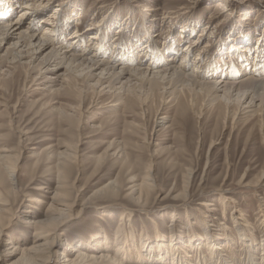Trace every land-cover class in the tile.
Segmentation results:
<instances>
[{"label":"rangeland","instance_id":"obj_1","mask_svg":"<svg viewBox=\"0 0 264 264\" xmlns=\"http://www.w3.org/2000/svg\"><path fill=\"white\" fill-rule=\"evenodd\" d=\"M33 2L0 0V22L17 19ZM33 23L38 33L52 30L63 51L113 61L115 73L121 67L161 68L170 58L178 66L186 55L185 69H194L202 82L264 79V0H52ZM77 31L79 42L72 39ZM90 36L98 37L93 42ZM15 42L0 48V157L18 168L12 195L0 171V202L11 209V226L0 236V264L17 260L18 246L32 245L34 231L23 219L46 225L54 216L47 205L57 151L75 155L61 176L65 198L81 210L59 226L56 253L46 264H59L67 244L97 252L104 247L119 264H264V183L253 186L264 169V99L245 112L236 101L225 107L208 95L192 99L188 91H163L153 83L132 82L121 93L100 91L99 70L89 76L64 67L48 83L50 76L39 69L43 55L12 60L8 52ZM148 167L156 189L135 202L126 177L139 181ZM113 180L117 193H97ZM205 203L213 206L200 205ZM208 221L217 234L218 224H226V235L221 232L215 241L209 231L205 238ZM241 222L249 225L251 249L240 242ZM194 239L203 242L196 245ZM211 250L218 255L212 257Z\"/></svg>","mask_w":264,"mask_h":264},{"label":"bare ground","instance_id":"obj_2","mask_svg":"<svg viewBox=\"0 0 264 264\" xmlns=\"http://www.w3.org/2000/svg\"><path fill=\"white\" fill-rule=\"evenodd\" d=\"M51 1L52 0H34L32 4L26 3L25 4L26 6L21 10V12H19L17 19L14 18L15 20H8L7 17H4L1 19V21L7 19L5 23L0 22V48H1L2 43H4L5 45L9 39L16 38L17 42L13 44L12 46L13 48H11L10 52H8L12 55V60L14 59L21 60L22 58H29V59L34 58V60H37V55L42 54L43 57L41 58L39 69L40 71L44 70V73L47 76L48 75L50 76L48 78V83H52L51 80L53 79H51V76L55 75V73L63 67L65 69L74 70L75 72H80V73L81 72L83 73V71L87 70L89 73V76L93 75L92 71L99 70L100 76L96 82V85H97L96 87L100 89V91L104 88H107L110 91L113 90V93L114 92L121 93L122 91L126 90V88H130L131 87L130 85L132 82H133V85H136L135 83H137L138 87H141L142 84L145 85L148 83L149 84L153 83V85L156 84L158 86H161L163 91L167 89L170 90L173 87L180 89V91H186V92L188 91L187 93L189 95L191 94L190 95L191 98H192V95L195 96L196 94L208 95L210 102L218 100V101L223 102L225 107H228L232 102L236 101L237 104L242 103V107H243L242 109H245L246 110L245 112L248 111L247 109L250 110L256 106L261 107L263 104L264 97H262L261 95L257 96L256 94L258 93L259 90H262L264 92V79H257L252 76H249L246 78H236V79L233 78L231 80H223V79L221 80V78H217L215 80L212 79L209 82H205V80L204 82H202L203 80H200L202 79V77L199 76L197 73H195L194 69L191 72H187V70L185 69L186 68V64H185L186 55L185 57L182 58V61L180 65L178 66L174 65L175 63L173 61L175 59L170 58L166 60L165 65L161 66V68L159 66L151 67L149 69L140 68V66L136 68L121 67L120 71L118 73H115V66L113 64L114 62L113 61L112 62L103 61L99 59L98 58L99 55H96L95 53H94L95 55L94 54L91 55V53L89 54L88 52L83 51V53L80 55H74L71 52L72 50L63 51L62 48L64 47L61 48L60 46H58V44L60 43L58 42L57 38L55 39L52 38L53 37L52 36L53 34L51 33L52 30L45 28L44 31L38 33L37 32L38 26L33 23V21L36 18L41 17V13L43 12V10H45L47 7L51 5ZM53 15H56V14L54 13ZM81 36L82 35L79 34L77 31L74 33L72 39H77L76 42H79ZM90 37H91L90 41L94 42V40H96L98 36L97 37L90 36ZM192 44L191 45L194 47L195 44L197 43L196 41H194V43ZM192 46L190 47L193 48ZM187 50L189 49L184 50V52H187ZM34 55L36 56L34 57ZM52 63H55L54 64L55 67L51 69L50 66H52L51 65ZM109 79H111L112 81L111 85L103 86V84H105L106 81ZM262 95H264V93H262ZM246 100L248 101L246 102ZM189 101L193 102V100H190V98H189ZM243 104L245 106H243ZM163 123H164V118L162 117L159 118L157 125L162 126ZM53 155H55L54 157H56L55 167L57 168L58 172L56 174L55 187L53 188V191L50 193L51 196L48 197V200L50 202L47 205L48 206L47 211L54 212V216L49 220V223H47L48 222L47 221L46 222L47 224L46 225L44 224L45 227L43 225V222L40 223L36 221L35 219H30V220L23 219L22 220V223L29 225L30 228L33 229L34 231L33 241L31 242L32 245L30 247H24L20 249L19 248L20 246H18L17 248L13 250L15 252H18L19 257L12 264H46L49 260L52 259L53 255L56 253L55 248L57 247V243L55 244V240H57L56 238L60 236V235H57L59 226L63 222L70 220L73 216H76L81 210L80 208L79 210L77 209L75 210L74 203L67 201L68 198L67 199L65 198L66 195L63 191V189L65 188V184H64L63 177L61 176L62 175L61 170L63 169V167L65 166V164L69 162V158H72L75 155L72 153V155L69 156V155H65L64 152H59V151L55 152ZM8 160H9V157L7 156L0 157V165L2 166L0 171L8 180L9 184H8L7 192L8 194L12 195L13 194L12 187L15 184L14 180L16 178L18 168L16 166V162L10 163ZM244 177H245V174L242 175L239 183L243 182ZM126 179L129 185L127 188L128 195L135 202H139L143 198H145L144 201H146L149 193L153 191L154 189H156V183L154 181L155 178L151 174L150 167H148L145 177H143L141 180L138 181L135 178V176L126 177ZM263 179H264V169L261 172L259 179L257 181L254 180L255 182L253 181L254 182L253 186L258 187L262 185L264 183ZM190 180H191V171L188 172L184 177V180H183L184 181V191L189 188ZM247 186L249 185L246 183V187ZM40 190L42 189L40 188ZM118 190H119V185L117 184V181L113 180V182H110L104 185L97 193L100 194L102 192L108 191L111 194H115L118 192ZM38 202H40V200L38 199L34 200V203H38ZM200 205L202 207L203 206L204 207L213 206V205H208L207 203L200 204ZM10 211L11 209L7 207L6 203L1 201L0 202V236L1 234L5 235L9 227L11 226L10 224L11 215L9 216V213H11ZM23 213H26V212H24L23 210L21 214ZM211 221H208L210 222V224L208 223L209 225H207V222L205 226L203 225L204 235L206 238L210 231V238H214L215 241H217L219 237H223L224 235H226V232H225V230L227 229L226 224H222V223L218 224L217 231L218 232L220 231V233L217 234L216 231H214L213 233V231L210 230L209 228V227L214 226L213 222ZM49 226H52V227L48 229ZM248 226H249L248 224L245 225L243 222L238 223L237 230L239 232L238 233L239 239H241L240 242L242 244L244 243L249 249H251V247L254 245L255 242L253 239L249 240L248 242L246 240V238L249 236V233H250L249 230H247ZM190 227L193 228V224L190 225ZM246 230L247 232H245ZM221 232H223L222 233L223 236ZM185 234L193 235L194 232L190 231L189 233H185ZM45 237L48 238L49 240L44 241L43 244H36L37 241H34V239L38 240L39 238H45ZM130 237L128 234L123 236L124 240L126 241H128L127 239ZM171 237H173V235ZM193 237L195 236H190L188 240H191ZM195 239L197 240V238ZM195 239L192 240L191 242L195 241L196 245L203 242L202 241L203 238L200 239V241H196ZM171 242H173V240H171ZM262 242H263L262 244L264 247V238ZM54 244H55V247H54ZM107 244L108 243H104L105 247ZM13 247H16V246H13ZM99 248L101 249V252H97L95 250L93 251V249H90V248L89 249L85 248L83 245L67 244L64 252L62 253V258L59 264H100V263L119 264L115 257H112L105 251L102 252V250H105L104 247L99 246ZM217 249L218 247H214L215 252L218 251ZM164 250L166 251L167 248L164 247ZM211 251L212 252L210 253V255L212 257H216L218 255L217 253H214L213 250ZM262 251H264V249H262ZM119 252H121V249L116 250L117 255L119 254ZM156 253L159 254V252H156ZM262 255H264V252ZM161 259L163 258L161 257ZM152 262L153 261H150V263ZM226 264H228V262H226Z\"/></svg>","mask_w":264,"mask_h":264}]
</instances>
